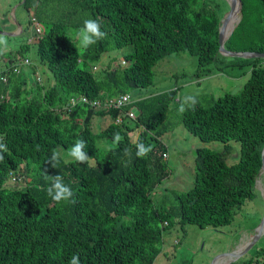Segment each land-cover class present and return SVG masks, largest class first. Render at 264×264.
<instances>
[{"label": "trees", "instance_id": "1", "mask_svg": "<svg viewBox=\"0 0 264 264\" xmlns=\"http://www.w3.org/2000/svg\"><path fill=\"white\" fill-rule=\"evenodd\" d=\"M240 2V20L224 47L264 52V0ZM21 4L32 10L29 22L33 17L42 25V34L34 37L36 54L49 69L51 82L40 76L36 80L34 65L13 71L14 63L27 57L23 52L29 42L9 52L0 70V142L8 149L0 161V264H68L77 253L81 264H153L170 224L153 193L170 172L161 139L168 126L162 122L176 89L131 99L121 109L89 101L103 102L148 86L154 65L171 53L195 54L197 75L251 66L238 91L180 113L182 125L192 135L204 142L219 140L224 146L196 148L193 184L176 195L178 222L226 225L246 200L255 197L264 145V65L259 64L262 57L219 53L221 13L215 0H23ZM88 18L97 20L106 36L87 49H77L71 37ZM114 49H126L125 63L97 70L102 54ZM181 102L182 98L175 100L177 108ZM130 109L134 117L123 114ZM95 119L106 124L96 130ZM116 133L118 143L113 139ZM77 140L85 141L87 162L62 156L56 168L46 163L53 150L70 149ZM230 140L240 146L233 163L225 158L232 149ZM137 143L151 146L152 151L137 157ZM125 149L131 154L125 155ZM22 167L28 181L9 184ZM58 174L73 191L70 200L59 203L46 192L48 177ZM243 262L264 264V244Z\"/></svg>", "mask_w": 264, "mask_h": 264}, {"label": "rangeland", "instance_id": "2", "mask_svg": "<svg viewBox=\"0 0 264 264\" xmlns=\"http://www.w3.org/2000/svg\"><path fill=\"white\" fill-rule=\"evenodd\" d=\"M23 0H0V35L8 40L9 47L2 57L0 54V70L7 64L8 53H15L19 45L29 42V47L23 54L27 55L30 63L36 67L43 82H51V74L46 65L39 60L36 54L35 33L32 22H29V14L32 10L22 7ZM218 3V11L221 19L229 10L227 0H215ZM239 14V12H238ZM220 19V20H221ZM233 16L228 18L223 25L224 34L229 32ZM40 26H42L39 23ZM21 28L19 33H13ZM6 32V33H5ZM32 39L31 41H28ZM128 50V48H126ZM126 49H114L102 54L101 61L96 65L98 69H105L107 65L121 64L123 53ZM227 56V55H225ZM231 57V56H228ZM264 65V57L259 61ZM29 65L24 66L27 68ZM251 66H230L221 70H213L209 75L196 74L197 56L189 52H177L166 55L153 67L152 82L142 88L130 92L131 99L149 97L164 91L175 90L174 99L185 95H193L197 103L207 105L213 99L226 92L238 91L249 76ZM43 69V72H42ZM33 81L34 77L30 75ZM49 79V81H47ZM169 105L162 125L168 126V130L161 139L166 145L165 159L170 170L169 175L154 189L153 199L156 204L164 205L163 210L168 213L170 224L164 229V240L162 251L155 258L153 264H213L216 256L231 251H240L241 254L246 247H242L240 236L247 231L248 239L253 235L254 228L260 222L264 214V175L261 173L255 184V197L246 200L241 209L234 214L229 224L213 227L210 225H196L192 223L180 224L176 213V195L187 190L193 184L194 179V156L195 150L200 146H207L215 150H222L224 143L219 140L208 142L192 135L181 123L180 112L175 105V100ZM106 124V120H94L93 127L98 129ZM98 125V126H97ZM138 131V130H137ZM136 132V131H135ZM133 137V132L131 133ZM232 149L225 155L227 163H233L239 158L240 146L237 140H230ZM65 160L72 159L68 156L69 149L58 148ZM17 179H8L9 184L24 185L28 181V174L22 167ZM252 229V230H251ZM242 236H244L242 234ZM239 240V241H238ZM264 244V233L255 242V247ZM250 247L243 254L235 257L223 255L227 264H243L255 247ZM242 248V249H240ZM218 259V258H217ZM224 260L214 264H222Z\"/></svg>", "mask_w": 264, "mask_h": 264}, {"label": "clouds", "instance_id": "3", "mask_svg": "<svg viewBox=\"0 0 264 264\" xmlns=\"http://www.w3.org/2000/svg\"><path fill=\"white\" fill-rule=\"evenodd\" d=\"M37 6V5H34ZM106 33L101 30L100 23L92 18L85 19L82 26L76 30L72 35V42L76 44L77 49H87L92 45L96 44L99 40L104 39ZM9 47L8 40L4 35H0V54H3ZM125 100L128 98L125 97ZM197 103V98L193 95H185L180 103L178 111L183 113L187 108H193ZM114 142L120 141L119 133L114 134ZM85 141L77 140L75 144L71 146L68 151V156L77 162L85 163L90 157L84 151ZM136 156L145 157L149 152L152 151L151 146H146L143 143L136 144ZM7 145L0 142V161H3V153L7 152ZM130 149H125V155H130ZM62 159V152L59 150H53L51 155L47 160V164H50L53 168H56ZM50 179V186L46 189L47 195L55 202L59 203L62 201H68L73 196V191L70 186L64 183L63 177L61 175H54L48 177ZM68 264H81L79 254H74L70 257Z\"/></svg>", "mask_w": 264, "mask_h": 264}, {"label": "water", "instance_id": "4", "mask_svg": "<svg viewBox=\"0 0 264 264\" xmlns=\"http://www.w3.org/2000/svg\"><path fill=\"white\" fill-rule=\"evenodd\" d=\"M227 1L229 3V10L224 15V17L221 19L220 26H219V29H218L219 53L222 54V55H227V56H231V57H235V56L244 57V58H247V57H264V52H256V51H232V50H228V49H226L224 47V42L229 37V35L232 33L234 27L239 22L240 17H238V20L236 21L235 25L233 26V28L231 29V31L227 35H224L223 29H222L223 28V25H225V23L227 22L228 18L231 16V14L235 10L237 12H240V9H241V2H240V0H227ZM261 160H262V163H261L259 175L261 173L264 175V145H263L262 150H261ZM256 182H257V179H256ZM263 233H264V214H263L260 222L258 223V225L254 228V233L252 235V238L244 246L246 248H245V250L241 254H243L248 249H250V247H252V245L255 244V242L257 241V239ZM239 252H240L239 250H238V252H236L234 250V251H231V252L222 253V254L216 256L215 258L222 257L223 255H229V256H235V257H237V256L241 255Z\"/></svg>", "mask_w": 264, "mask_h": 264}, {"label": "built area", "instance_id": "5", "mask_svg": "<svg viewBox=\"0 0 264 264\" xmlns=\"http://www.w3.org/2000/svg\"><path fill=\"white\" fill-rule=\"evenodd\" d=\"M31 20H32V24L34 26V31L35 33H37L36 35H40L42 34L43 32V28L42 26L39 25L38 22H36L33 17H31ZM30 61L29 59L26 57L22 60L21 63H14L13 65V71H18V69L20 67H23V66H27L29 65ZM122 64L125 63L124 60L121 61ZM94 70L96 69V66H93L92 67ZM36 76V80L40 81V77L38 74L35 75ZM3 81L5 80V77H2L1 78ZM127 97L128 99L125 100L124 98ZM81 100H84V101H87L85 98H81ZM131 101V97L129 94H121L117 97H114V98H111V99H107V100H104L103 102H99L97 100H94V101H89V103H91L92 105L94 106H97V107H112V108H122L124 105H126L127 103H129ZM71 103H74L75 100L74 99H71L70 101ZM123 114H125L126 116L128 117H134V112L133 110H127V111H123ZM121 117L122 116H118L116 118V122H120L121 121ZM163 156L165 157L166 156V153L163 154ZM17 179V176L14 177V179Z\"/></svg>", "mask_w": 264, "mask_h": 264}, {"label": "crops", "instance_id": "6", "mask_svg": "<svg viewBox=\"0 0 264 264\" xmlns=\"http://www.w3.org/2000/svg\"><path fill=\"white\" fill-rule=\"evenodd\" d=\"M20 31H21V28L18 27V30H17L16 32H13V33H19ZM5 33H6V32H5ZM31 40H32V39H29L28 41H31ZM249 230H250V229H249ZM249 230H245V231L242 232V234H243L244 236H242V234H241L240 239H239V240H240V243H239V244H241V245H242V244H243V245L245 244V245H246V244L248 243V241H250V239L247 238L248 235H246V234L248 233L247 231H249ZM251 230H252V229H251ZM249 237L252 238V235H250ZM239 240H238V241H239ZM245 245H244V246H245ZM220 260H224L222 264H227V261H226L225 259H221V258H219V257H218V259H217V258H214V260H213V264H214L215 262H220Z\"/></svg>", "mask_w": 264, "mask_h": 264}, {"label": "bare ground", "instance_id": "7", "mask_svg": "<svg viewBox=\"0 0 264 264\" xmlns=\"http://www.w3.org/2000/svg\"><path fill=\"white\" fill-rule=\"evenodd\" d=\"M232 16H233V19H232V22H231V26H230V29H229V32L231 31V29L233 28V26L235 25L236 21L238 20V12L235 10L233 13H232ZM228 32V33H229ZM228 33L224 34V35H227ZM245 245V244H244ZM244 245H242V247H244ZM242 249V248H240Z\"/></svg>", "mask_w": 264, "mask_h": 264}]
</instances>
